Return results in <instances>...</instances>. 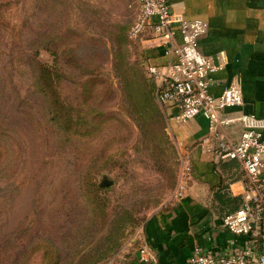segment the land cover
Listing matches in <instances>:
<instances>
[{"label": "rangeland", "instance_id": "1", "mask_svg": "<svg viewBox=\"0 0 264 264\" xmlns=\"http://www.w3.org/2000/svg\"><path fill=\"white\" fill-rule=\"evenodd\" d=\"M137 7L0 0V264H124L169 197L178 147L128 35Z\"/></svg>", "mask_w": 264, "mask_h": 264}, {"label": "crops", "instance_id": "2", "mask_svg": "<svg viewBox=\"0 0 264 264\" xmlns=\"http://www.w3.org/2000/svg\"><path fill=\"white\" fill-rule=\"evenodd\" d=\"M167 1L173 13L207 23V30L198 41L199 48L202 53L223 61L222 68L211 73L212 93H220L235 77L240 80L242 104L225 108L221 116L249 113L264 118V0ZM138 9L139 3L137 12ZM151 37L152 32L147 30L138 38L144 67L163 65L168 60L163 47L152 44ZM159 105L169 128L167 132L178 147V159L179 155H188L191 173L181 181L185 186L183 196L173 197L178 184V160L176 181L169 197L146 217L137 238L138 250L124 264H188L196 246L217 256L243 251L250 246V238L231 233L222 224V217L241 204L243 171L235 161L216 160L211 153H202L196 147L197 140L208 132L203 116L181 123L175 117L174 106ZM223 131L235 140L241 126L233 123ZM144 243L150 246L153 255L147 262L139 260V248ZM262 249L259 240L253 245L252 255Z\"/></svg>", "mask_w": 264, "mask_h": 264}, {"label": "built area", "instance_id": "3", "mask_svg": "<svg viewBox=\"0 0 264 264\" xmlns=\"http://www.w3.org/2000/svg\"><path fill=\"white\" fill-rule=\"evenodd\" d=\"M139 9L128 35L137 39L147 30L151 42L161 45L168 60L163 65L148 64L147 76L154 83V97L159 104L177 109L176 119L184 123L197 115L207 121L208 132L196 142L202 153H211L216 160L235 161L244 174L241 204L222 217L223 226L234 234L250 238V246L239 253L215 255L194 247L188 264H264V118L249 113L233 117L221 116L228 107L240 106L241 83L229 81L218 94L211 91V73L221 69L223 61L201 52L198 41L207 30L200 18L185 19L170 9L167 0H137ZM239 123L237 139L224 133L227 125ZM178 184L172 196L181 198L185 186L181 182L191 173L187 154L179 155ZM262 242L263 249L252 255L253 245ZM153 259L151 248L144 243L139 248V260Z\"/></svg>", "mask_w": 264, "mask_h": 264}, {"label": "trees", "instance_id": "4", "mask_svg": "<svg viewBox=\"0 0 264 264\" xmlns=\"http://www.w3.org/2000/svg\"><path fill=\"white\" fill-rule=\"evenodd\" d=\"M50 80H52V79H51V76H49V75L44 78L39 72L35 74V85L37 88H40L43 92H45L49 112L52 114V116L56 117L55 118L56 122H60L61 117L58 118L60 116L59 111H61V109H63L64 107L62 106V104H60L55 85L53 83H51ZM149 80L151 82L150 83V91L153 94L154 84H153V81L151 79H149ZM65 122L67 123L66 120H65ZM63 124H64V122H63Z\"/></svg>", "mask_w": 264, "mask_h": 264}]
</instances>
